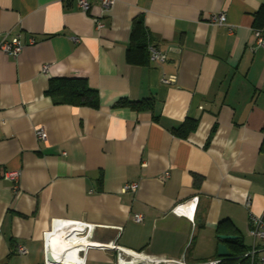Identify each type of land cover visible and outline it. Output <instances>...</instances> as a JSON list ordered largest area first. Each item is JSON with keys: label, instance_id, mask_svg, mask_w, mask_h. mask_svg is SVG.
Returning <instances> with one entry per match:
<instances>
[{"label": "crops", "instance_id": "obj_1", "mask_svg": "<svg viewBox=\"0 0 264 264\" xmlns=\"http://www.w3.org/2000/svg\"><path fill=\"white\" fill-rule=\"evenodd\" d=\"M90 2L0 0V38L23 42L15 58L0 50V264H44L43 233L58 219L189 263L219 259V234L248 249L250 216L264 214V48L252 49L264 0ZM217 12L226 25L208 22ZM137 17L163 62L128 61ZM57 77L83 78L98 105L58 102L47 92ZM121 98L154 102L138 111ZM186 120L195 128L176 135ZM7 171L20 172L16 189ZM194 198L191 217L172 212ZM85 263L118 264L117 250L90 248Z\"/></svg>", "mask_w": 264, "mask_h": 264}, {"label": "built area", "instance_id": "obj_2", "mask_svg": "<svg viewBox=\"0 0 264 264\" xmlns=\"http://www.w3.org/2000/svg\"><path fill=\"white\" fill-rule=\"evenodd\" d=\"M103 10L110 8L115 0H97ZM78 6L83 11H88L90 8V0H77ZM208 22L212 25L220 26L226 25V15L224 12L211 13L208 17ZM104 26V23L98 22L97 27ZM228 31H232V27L227 26ZM255 42L252 45V49L264 48V28H255L253 30ZM30 43L34 42L31 37ZM23 42L18 35H15L9 39L3 37L0 38V50L7 55L15 58L21 52ZM147 50L149 54V60L157 63H161L165 60L166 54L161 51L157 46L152 43H148ZM47 65L42 66V71H46ZM175 81L174 76L163 77L162 82L172 83ZM35 135L38 140H44L46 134L41 126L35 129ZM6 178L13 183V188H17V182L19 179V171H7L5 172ZM137 188V182H127L123 185V191H135ZM247 205L249 202L246 203ZM195 207V198L188 203H182L176 205L172 212L176 215L192 216ZM134 221L140 222L142 220L141 214H134ZM94 226L92 224L67 219H58L53 224L52 228L43 233L44 241V264H86V255L88 249H115L117 250V262L121 264L123 260L131 258H138L142 261L141 264H218L219 259H210L205 261H198L189 263L184 258H166L142 255L139 252L126 250L116 245L114 242L102 243L92 240V233ZM249 234L252 236L251 246L244 252L243 256L247 258L248 264H264V214L260 216L251 215L249 219ZM57 241L60 243L61 248H57L53 243ZM50 244L52 251L58 262L52 263L46 260L47 246ZM16 251L20 254L27 252V248L24 246H17ZM64 252L65 259L61 258V253Z\"/></svg>", "mask_w": 264, "mask_h": 264}, {"label": "trees", "instance_id": "obj_3", "mask_svg": "<svg viewBox=\"0 0 264 264\" xmlns=\"http://www.w3.org/2000/svg\"><path fill=\"white\" fill-rule=\"evenodd\" d=\"M148 32L141 17L134 18L130 32V41L127 48V59L134 63H144L149 54L146 53L148 45ZM48 93L56 98L58 102H66L74 105H87L96 107L98 105V92L87 85L83 78L57 77L50 80ZM152 98H142L132 101L119 99V104H127L136 110H149L153 107ZM195 128L193 120H186L173 132L176 135L185 137L186 134ZM261 149L264 150V143ZM227 220H222L219 225ZM226 242L230 255L220 258L218 264H248L247 258L243 256L246 246L243 244L241 237L224 240Z\"/></svg>", "mask_w": 264, "mask_h": 264}, {"label": "water", "instance_id": "obj_4", "mask_svg": "<svg viewBox=\"0 0 264 264\" xmlns=\"http://www.w3.org/2000/svg\"><path fill=\"white\" fill-rule=\"evenodd\" d=\"M237 236L235 235H231V234H219L218 238L221 240L220 243H218L217 246V255L220 258H224V257H228L230 255V252L224 242V240L227 239H234ZM46 260L52 263H56L58 262V259H56V257L54 256V253L52 251V247L50 246V244H48L47 246V250H46ZM142 261L138 258H131L128 260H123L121 262V264H141Z\"/></svg>", "mask_w": 264, "mask_h": 264}, {"label": "bare ground", "instance_id": "obj_5", "mask_svg": "<svg viewBox=\"0 0 264 264\" xmlns=\"http://www.w3.org/2000/svg\"><path fill=\"white\" fill-rule=\"evenodd\" d=\"M53 245L56 246L57 248H61V246H62V245H60V243L57 242V241H55V242L53 243ZM61 258H62V259H65L64 252L61 253Z\"/></svg>", "mask_w": 264, "mask_h": 264}]
</instances>
